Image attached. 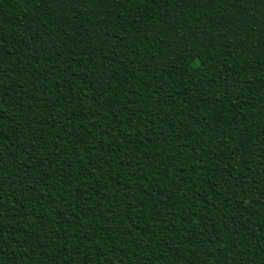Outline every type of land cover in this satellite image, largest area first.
I'll return each instance as SVG.
<instances>
[{
	"label": "trees",
	"instance_id": "16d2710c",
	"mask_svg": "<svg viewBox=\"0 0 264 264\" xmlns=\"http://www.w3.org/2000/svg\"><path fill=\"white\" fill-rule=\"evenodd\" d=\"M0 264H264V0H0Z\"/></svg>",
	"mask_w": 264,
	"mask_h": 264
}]
</instances>
